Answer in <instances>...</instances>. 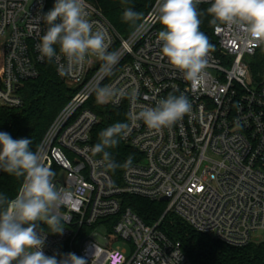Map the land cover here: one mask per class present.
<instances>
[{
  "label": "built area",
  "instance_id": "1",
  "mask_svg": "<svg viewBox=\"0 0 264 264\" xmlns=\"http://www.w3.org/2000/svg\"><path fill=\"white\" fill-rule=\"evenodd\" d=\"M54 4L0 0V111L21 108L23 86L39 78L48 63L72 91L37 151L54 172L57 188L70 194L54 210L62 233L37 222L46 237L44 254L59 261L74 253L87 264H194L162 230L169 215L230 246L264 243V73L254 71L264 46L253 48L238 29L215 26L217 54L209 53L204 80L195 86L162 58L157 0L128 38L83 0L93 31L108 33V51L116 52L119 62L109 70L89 54L61 75L68 61L59 45L51 60L37 48L49 27L43 15ZM105 86L123 89V97L98 103L96 89ZM181 94L192 110L171 127L157 132L132 119L144 107ZM98 105L126 109L129 130L121 140L140 155L117 179L92 153L93 131L101 122L93 110ZM125 197L167 198L162 202L167 207L147 225L124 206Z\"/></svg>",
  "mask_w": 264,
  "mask_h": 264
},
{
  "label": "clouds",
  "instance_id": "2",
  "mask_svg": "<svg viewBox=\"0 0 264 264\" xmlns=\"http://www.w3.org/2000/svg\"><path fill=\"white\" fill-rule=\"evenodd\" d=\"M203 0H157L156 19L165 30L158 33L163 42L161 53L168 63L178 69L184 79L195 86L202 84L207 57L215 50L205 33L200 31L201 17H211V26L225 25L238 29L251 46H264V0H211L206 10L198 9ZM140 13L128 8L124 21H135ZM49 26L37 45L42 58L51 60L56 56L54 45L67 58L65 75L73 65L82 64L86 55H94L111 69L119 62L116 52H109V37L104 30L93 31L94 22L87 18L83 0H55L51 10L43 15ZM124 90L114 87H98L96 99L100 104L110 100L118 102ZM192 106L188 98L169 95L155 107H144L133 120H142L154 131L171 127L190 114ZM129 125L117 122L99 133V143L92 148L93 154H102V161L115 171L118 167L130 168L133 156L129 155L121 165L117 164L107 148L116 147L128 136ZM32 141L27 138L13 139L0 132V170L23 177V184L14 199L0 193V264H87L83 257L74 253L46 256L43 252L46 237L37 231V222H43L53 233H62L60 218L54 210L70 198V194L57 188L53 182L54 172L47 167L41 156L30 149Z\"/></svg>",
  "mask_w": 264,
  "mask_h": 264
},
{
  "label": "trees",
  "instance_id": "3",
  "mask_svg": "<svg viewBox=\"0 0 264 264\" xmlns=\"http://www.w3.org/2000/svg\"><path fill=\"white\" fill-rule=\"evenodd\" d=\"M90 1L103 11L122 38H128L134 33L156 2V0ZM210 5L211 3L197 7L206 10ZM128 8L140 13V18L135 21H124L123 13ZM210 19L207 14L201 17L200 31L205 33L210 43L215 46L212 53L217 54V42L213 36L215 27L209 24ZM158 29L165 30L160 23ZM254 71L264 73V53L258 54ZM21 93L24 100L21 108L0 111V132L10 134L13 139L31 140L30 149L37 153L50 127L70 101L72 91L58 78L53 63H48L42 68L39 78L25 83ZM93 110L101 119L93 131V146L99 143V133L102 130L117 122H127L125 108L115 109L98 105L93 107ZM117 139L119 143L116 147L105 149L117 164L122 165L129 155L133 156V162L140 158V155L127 147L120 137ZM97 155L102 157V154ZM125 169L118 167L113 171L109 168V171L117 179ZM23 180V177L9 175L2 170L0 193L6 195L9 200L14 199ZM124 206L131 208L147 225L159 219L167 207L162 202H151L136 197H125ZM162 230L170 240L181 244L183 253L194 264H264V243H253L245 247L230 246L212 236L195 231L175 215L166 217Z\"/></svg>",
  "mask_w": 264,
  "mask_h": 264
},
{
  "label": "rangeland",
  "instance_id": "4",
  "mask_svg": "<svg viewBox=\"0 0 264 264\" xmlns=\"http://www.w3.org/2000/svg\"><path fill=\"white\" fill-rule=\"evenodd\" d=\"M165 205H166V203H165ZM117 246H123V243L122 242L121 243H118Z\"/></svg>",
  "mask_w": 264,
  "mask_h": 264
},
{
  "label": "water",
  "instance_id": "5",
  "mask_svg": "<svg viewBox=\"0 0 264 264\" xmlns=\"http://www.w3.org/2000/svg\"><path fill=\"white\" fill-rule=\"evenodd\" d=\"M168 199L167 198H164L162 199V202H166ZM213 237V236H212Z\"/></svg>",
  "mask_w": 264,
  "mask_h": 264
}]
</instances>
